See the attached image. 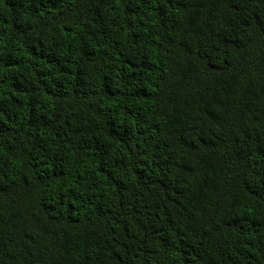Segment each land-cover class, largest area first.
Instances as JSON below:
<instances>
[{
	"label": "trees",
	"instance_id": "obj_1",
	"mask_svg": "<svg viewBox=\"0 0 264 264\" xmlns=\"http://www.w3.org/2000/svg\"><path fill=\"white\" fill-rule=\"evenodd\" d=\"M0 148V264H264V0H0Z\"/></svg>",
	"mask_w": 264,
	"mask_h": 264
},
{
	"label": "clouds",
	"instance_id": "obj_2",
	"mask_svg": "<svg viewBox=\"0 0 264 264\" xmlns=\"http://www.w3.org/2000/svg\"><path fill=\"white\" fill-rule=\"evenodd\" d=\"M0 152H3V149H2V148H0ZM4 155H7V154L4 153ZM18 164H19V161H17V160H13V161H12V165H16V166H18Z\"/></svg>",
	"mask_w": 264,
	"mask_h": 264
}]
</instances>
